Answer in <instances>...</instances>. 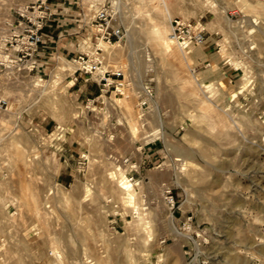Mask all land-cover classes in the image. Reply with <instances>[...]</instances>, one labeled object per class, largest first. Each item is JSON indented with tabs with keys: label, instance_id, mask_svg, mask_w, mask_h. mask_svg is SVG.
I'll list each match as a JSON object with an SVG mask.
<instances>
[{
	"label": "rangeland",
	"instance_id": "obj_1",
	"mask_svg": "<svg viewBox=\"0 0 264 264\" xmlns=\"http://www.w3.org/2000/svg\"><path fill=\"white\" fill-rule=\"evenodd\" d=\"M29 2L0 0V264H264V0H50L33 71ZM175 18L204 43L160 46Z\"/></svg>",
	"mask_w": 264,
	"mask_h": 264
},
{
	"label": "built area",
	"instance_id": "obj_2",
	"mask_svg": "<svg viewBox=\"0 0 264 264\" xmlns=\"http://www.w3.org/2000/svg\"><path fill=\"white\" fill-rule=\"evenodd\" d=\"M18 10V14L22 19L17 21L19 30L16 35V46L13 48L12 53L7 55L11 56V65H22V67L33 71L38 66V58L45 44V30L50 27L49 23L55 15L54 7L50 0H30L24 11ZM113 14L114 11L101 8L95 17L100 39L109 44H112L116 39L121 40L122 34L121 29L116 30L111 25ZM170 36L178 44L189 46V48L199 47L205 40L203 29L196 23L176 18L170 21ZM79 60H84L82 55H80ZM74 61L82 65V68L77 69L76 72L87 74L89 72L87 68L92 71L90 66L85 67L86 63Z\"/></svg>",
	"mask_w": 264,
	"mask_h": 264
},
{
	"label": "bare ground",
	"instance_id": "obj_3",
	"mask_svg": "<svg viewBox=\"0 0 264 264\" xmlns=\"http://www.w3.org/2000/svg\"><path fill=\"white\" fill-rule=\"evenodd\" d=\"M163 2H165V0H162ZM153 33L155 34L154 37H156L157 39L155 40H158L159 44H161L160 46H162L163 48H165L166 50H171L173 45L177 44L178 46H180L181 48H184V49H187L189 50V46L186 47V46H183V45H180L178 44L177 42H175L170 34L167 33V35H164V31H162V29L158 28L155 26L154 28V31ZM102 40V39H101ZM104 41V40H103ZM157 42V41H156ZM99 46L100 47H104V46H107V44H105L104 42H100L99 43ZM200 47V46H199ZM134 198V194H131L130 195V199L132 200Z\"/></svg>",
	"mask_w": 264,
	"mask_h": 264
}]
</instances>
